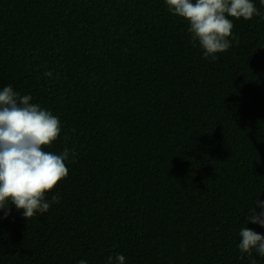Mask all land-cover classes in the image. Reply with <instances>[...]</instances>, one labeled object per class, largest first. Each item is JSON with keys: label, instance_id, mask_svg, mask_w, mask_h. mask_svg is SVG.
<instances>
[{"label": "trees", "instance_id": "obj_1", "mask_svg": "<svg viewBox=\"0 0 264 264\" xmlns=\"http://www.w3.org/2000/svg\"><path fill=\"white\" fill-rule=\"evenodd\" d=\"M253 3L260 15L230 18L231 47L212 60L165 0H0V90L57 116L44 150L70 152L47 213L0 210V264H264L238 249L242 228L264 235L247 222L264 201Z\"/></svg>", "mask_w": 264, "mask_h": 264}, {"label": "clouds", "instance_id": "obj_2", "mask_svg": "<svg viewBox=\"0 0 264 264\" xmlns=\"http://www.w3.org/2000/svg\"><path fill=\"white\" fill-rule=\"evenodd\" d=\"M172 15L188 23V32L198 42L205 59L215 60L218 53L231 47L234 18L251 20L260 15L253 0H165ZM264 5V0H261ZM51 77V72L44 74ZM31 95L21 96L11 85L0 90V210L5 217L10 205L23 210L25 219L47 213L58 195L49 201L46 194L69 174L68 149L60 154L45 151L60 136L61 122L52 112L31 103ZM74 156V153H72ZM259 207L260 211H257ZM247 222L264 227V201L257 199ZM239 251L249 257L253 252L264 257V235L244 227L239 232ZM109 264H125L118 254L108 258ZM78 264H87L80 260ZM251 264H256L255 260Z\"/></svg>", "mask_w": 264, "mask_h": 264}]
</instances>
